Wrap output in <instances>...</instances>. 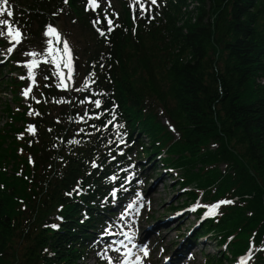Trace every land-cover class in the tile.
<instances>
[{
  "label": "trees",
  "instance_id": "16d2710c",
  "mask_svg": "<svg viewBox=\"0 0 264 264\" xmlns=\"http://www.w3.org/2000/svg\"><path fill=\"white\" fill-rule=\"evenodd\" d=\"M186 1L166 0L147 25L149 15L127 5L85 11V0H10L25 42L13 59L20 60L27 40L43 52L49 23L66 34L70 18L82 28V40L88 38L81 52L73 51L70 87L58 88L55 66L42 63L35 69V99L24 108L40 115L14 112L36 125V135L21 141L34 161L33 181L25 195L24 181L1 179L0 248H9L11 257L0 264H84L97 231L115 215L112 198H123L120 183L134 158L159 156L155 169L177 170L179 188L187 190L183 202L201 201L195 214L214 199L235 201L185 239L211 233L226 247H218L219 256L207 254L208 264L230 262L264 242V0H197L194 21L182 11ZM106 15L119 25L107 39L97 30L107 32ZM96 19L101 23L93 27ZM97 99L100 108L91 102ZM72 139L80 143L69 144ZM78 182L79 194L73 191ZM261 253L251 264H260Z\"/></svg>",
  "mask_w": 264,
  "mask_h": 264
},
{
  "label": "rangeland",
  "instance_id": "374dc122",
  "mask_svg": "<svg viewBox=\"0 0 264 264\" xmlns=\"http://www.w3.org/2000/svg\"><path fill=\"white\" fill-rule=\"evenodd\" d=\"M99 3L101 6L110 9L111 12L122 10L123 6L125 8L126 5L131 13L133 9L138 10L137 8H130L131 0H111L110 8L108 7V0H99ZM165 4L166 0H158V6H153L149 15L150 18L154 17V19L151 18L152 21L148 22L147 25L154 23V20L158 19V14L160 17ZM197 6V0H187L182 7V11L185 12L184 16L190 17L191 21H194ZM15 9L16 6L10 7L13 12ZM0 19H7L12 22L14 27L20 28V25L13 20V16H0ZM65 21L67 22H64L66 34L61 32V26L58 30L68 40L72 51L81 52L82 43L88 37L82 40L84 39L82 28L78 27L79 25H76L75 21H71L70 18ZM0 30L6 31V28L0 26ZM132 31L134 33L135 29H132ZM42 41L44 42V40ZM23 43L25 42L22 39V42L16 46L13 52H18ZM27 43L29 44L25 46L26 49L23 53L27 51L39 52V47L35 45L36 42L33 43L27 40ZM150 45L151 43L146 46V48L148 47L146 49L148 54L152 51ZM11 46L7 39L0 37V154L3 153V155H0V172L3 174L0 177V182L4 175L6 179L12 178L17 181H24L23 186L26 195L28 193L27 185H31L33 181L28 170L30 168L34 169V166L29 162V152L21 141L29 134L26 128L30 121L25 118L28 117L29 111L24 108L32 101L31 94L30 98L26 99L22 95V90L28 87L31 81L21 80L20 77L27 76L24 61L29 57L24 56L22 53L18 57L20 60L13 59L15 53L9 54L6 52V48ZM8 56H12L9 61ZM81 62L82 59L80 64ZM150 62L153 65L156 63L155 60ZM75 66H77L76 61H74ZM13 82H17V84ZM19 83H22V85ZM261 84L264 85V78L261 79ZM14 112H24L26 120L22 117H16ZM54 113L56 112L54 111ZM12 125L16 127V130H13ZM169 129L172 134L177 135L172 126H169ZM21 133L23 138H20ZM135 136L136 133L133 137ZM12 146L13 150L19 155L18 157L10 149ZM215 148L216 146H212V151ZM134 152V149H131V157L134 156ZM158 159L159 156L153 160L142 161L134 158L131 172L127 173L125 181L120 183L119 189L123 190L120 192L123 193V198H112L115 205V208H113L115 215L111 218L107 217L103 228L97 231L99 237L88 251L84 264H108L109 257L112 258L113 264H120L125 258H120L121 253L119 251L121 248H118L117 244L122 241L123 245H130L133 244V239L137 241V248L134 249L135 253L129 257V261L137 255L142 256L139 247L145 243L149 248L150 255L144 259V264H208L207 254L219 256V249L226 250L225 246L216 244L215 239L210 236L211 233L201 234V237L197 236L194 242L185 243V239L192 235V230L198 227L201 219L209 217L206 215L208 207L203 212V216L200 214L201 216L199 215L200 218L198 219L194 211L201 205V201L186 205L183 201L185 199L184 193L187 190L179 188L177 170L168 169V167L155 169L154 160ZM220 167L223 168L224 165L222 164ZM221 200L224 199H214L208 206ZM129 205L133 206L129 207ZM224 206L226 205L220 207L217 212L219 213ZM129 236L132 237L131 240L128 239ZM4 238L6 240V236ZM233 240L238 241L239 238L234 237ZM184 246L189 247V250L183 251ZM251 246L252 244L241 253H247L248 250L253 252L251 259L246 264H251L259 251H263L261 253L263 260L260 261V264H264V250H262L264 249V242L255 244V249H251ZM116 249H119V251H116ZM186 251L187 254H185ZM251 252L248 253L249 257L252 254ZM10 254L9 248H0V260H4L6 257L8 259ZM238 256L223 264H238ZM215 263L213 261L210 264Z\"/></svg>",
  "mask_w": 264,
  "mask_h": 264
},
{
  "label": "snow or ice",
  "instance_id": "6c2138e0",
  "mask_svg": "<svg viewBox=\"0 0 264 264\" xmlns=\"http://www.w3.org/2000/svg\"><path fill=\"white\" fill-rule=\"evenodd\" d=\"M64 3L67 4L68 0H64ZM85 11L92 10L95 11L96 9L100 8L99 0H85ZM153 6H158V0H131L130 8H137L139 10V13L141 15L148 14L150 15L153 9ZM108 7H111V0H108ZM62 11V10H61ZM105 13H107V9H105ZM8 16L11 17L14 15V12L10 10V0H0V16ZM53 15H58V13H53ZM118 15V14H117ZM107 19V32H105L102 29H97L99 32V35L101 37H105L107 39V34L114 31L115 27H119L118 24H114L113 19L108 18L107 15L105 17ZM154 19V17H151ZM93 27H96L97 24L101 23L99 19L94 20ZM0 26H4L6 28V31L0 30V37H4L8 40L9 43H11V47L6 48L7 53H12L13 50L16 48L17 45H19L22 42L23 39V32L19 27H14L12 22H10L7 19H0ZM43 36L47 38L46 40V48L43 50V52L38 51H27L23 53L24 56L29 57V59L24 61V67L27 69V76H21V80H30L31 83L28 85V87L24 88L22 90V95L28 99L30 98V94L32 93L33 85L36 83V74L35 69L39 68L40 65L43 64H52L55 66V76L58 77V84L57 87L61 89L67 90L70 87V82L73 79L74 74V58H73V51L70 47V44L67 39L63 38L62 33L58 30V28L52 24L49 23L45 25ZM19 63V62H18ZM103 67V65H101ZM64 70H67L66 72ZM92 76L95 75V73L91 74ZM45 79H48V77H45ZM91 83H95V80H92ZM89 87V81L85 80L84 82V88ZM77 91H83L84 89H76ZM32 99H35V97H31ZM90 99V98H89ZM60 102V101H58ZM86 101H81V103H84ZM95 104L96 108H100L102 101L97 99L94 101H91ZM36 103H41L40 100H36ZM29 116L37 115L39 116L40 113L36 112L34 109H31L28 112ZM101 114H97L95 116L96 119L100 118ZM87 116V113H85V116H80L79 120L83 121L85 117ZM114 119V117H113ZM109 124L112 123V120L108 121ZM107 125H105L106 127ZM95 127V125H93ZM36 125L35 124H28L26 131L30 133L31 135H36ZM51 131V129H49ZM79 131H83V129H80ZM20 138H23V134L21 133ZM32 141H29V144H31ZM69 144H79L80 141L76 139H72L68 141ZM29 162L34 163L31 157H29ZM93 168H97L98 165L93 161L92 165ZM111 179H115V177H111ZM73 191L77 192L79 194V182L77 183V188ZM72 193H66V195H71ZM115 191L112 192V196H115ZM140 198V197H138ZM235 201L233 200H221L217 203H214L210 206H208V211L206 213L207 216H215L217 214V210L221 207V205H228V204H234ZM133 205H129V207H132ZM53 228L57 227V225H52ZM131 236L128 237L129 240H131ZM123 243L122 241L120 242ZM135 247V245H134ZM264 250V249H262ZM116 251H119V249H116ZM139 251L142 253V256L137 255L135 257V260L131 262V264H144V259L149 257L150 251L147 245H143L139 247ZM131 255V249H128L127 252H125V259L120 262V264H129V260L127 257ZM108 264H113L112 258H108ZM241 264H246L245 261H242Z\"/></svg>",
  "mask_w": 264,
  "mask_h": 264
},
{
  "label": "bare ground",
  "instance_id": "6f19581e",
  "mask_svg": "<svg viewBox=\"0 0 264 264\" xmlns=\"http://www.w3.org/2000/svg\"><path fill=\"white\" fill-rule=\"evenodd\" d=\"M133 244H134L135 246L137 245V241L134 240V239H133ZM125 248H126V249H125ZM125 248H123V250L120 251V252H123V254H120V255H121V256H120L121 259L125 258V252H127L128 249H131V254H132V253H133V249H134L135 247H134V246L131 247L130 245H128V246H126ZM134 253H135V252H134ZM132 255H133V254H132ZM130 256H131V255H130ZM130 256H129V257H130ZM140 256H141V255H140ZM129 257H127L128 260H129ZM135 257H136V256H135ZM135 257H133V258L130 259L129 264H131V262L135 260Z\"/></svg>",
  "mask_w": 264,
  "mask_h": 264
}]
</instances>
